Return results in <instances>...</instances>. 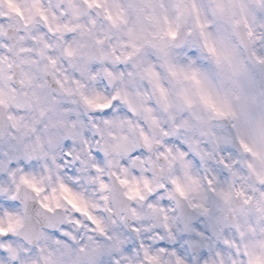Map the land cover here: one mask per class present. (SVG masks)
Masks as SVG:
<instances>
[{"label":"clouds","instance_id":"9594fccd","mask_svg":"<svg viewBox=\"0 0 264 264\" xmlns=\"http://www.w3.org/2000/svg\"><path fill=\"white\" fill-rule=\"evenodd\" d=\"M184 5L0 0V264H175L186 222L212 237L208 264H264V0ZM202 32L247 69L244 111ZM189 57L235 116L171 75Z\"/></svg>","mask_w":264,"mask_h":264},{"label":"snow or ice","instance_id":"6c2138e0","mask_svg":"<svg viewBox=\"0 0 264 264\" xmlns=\"http://www.w3.org/2000/svg\"><path fill=\"white\" fill-rule=\"evenodd\" d=\"M219 7V5H217ZM193 9H196L195 5H192ZM177 8L183 12L186 11V7L184 5V0H177ZM202 27V26H201ZM170 35L175 36L176 33L170 29L169 32ZM201 35L205 39V47L207 48V51L210 55L214 57V62L218 70L221 72L224 71L223 69V63L224 60H228L231 64V73L230 75L232 77H235V85L236 88L239 89L241 96L238 97V99L241 100L240 108L241 111H244L246 108L245 103V88H244V82L241 79L242 77H247L248 72L247 69L244 67V65L240 62L233 63L231 59L230 53L225 52L223 55L218 54L215 47L208 43L207 41V34L201 33ZM251 35V33H250ZM161 51L165 56H168V53L164 51L163 48H161ZM255 55V54H254ZM257 61L264 65V59H261L260 57H257ZM168 70L171 73L173 77L180 78L182 77L183 80H190L193 82L196 91L197 96L199 98V101L212 113L215 114L217 117H229V116H235L236 113L233 109V104L231 101V98L228 94H225L224 96H221L218 92H215L213 90V87L211 85V82L208 79V74L205 70H202L201 68L196 66V61L193 60L191 57H189V64L188 66L184 67H177L175 64H169ZM148 74L157 80V83L155 85L156 89L159 91L161 99L164 102L165 110L169 107L168 103V94L166 89L158 82L159 80V74L154 70V68L149 67L147 69ZM181 95L183 96L184 103L191 107L193 104L192 98L186 93V90L181 91ZM98 107H107V105H98ZM149 113H151V109H146ZM153 122H155V117H152ZM182 124L185 127L190 126L188 121H183ZM179 127V125L177 126ZM167 134V133H166ZM202 135H208L210 134L207 131H202ZM255 135L258 139H264V123L258 125L255 130ZM213 139L219 141H227L226 137H219L217 138L213 134ZM242 146L245 148L246 151H250L249 146L245 144L243 141H241ZM191 146V145H190ZM70 155V153H69ZM226 163V162H225ZM91 219V217H89ZM79 221H77V224ZM13 225L10 223L9 227H12ZM185 230L188 233V236L186 239L183 240V246L181 248L175 249L176 255V261L175 264H186V261L184 257L186 256L187 252L191 250L193 252V257L190 259V264H200V261L203 260L204 264H208V260L205 259L207 257L208 252L205 251V249L211 250V239L212 237L209 236L205 231H201L199 229H196L194 227H190L187 222L185 224ZM4 229L0 228V232H3ZM216 232L215 229H212V236H215ZM170 239L175 240V237L172 235V233H169ZM3 239H9V237L5 236ZM4 248H6L9 252H13V255H15L14 251L8 247V245H4ZM6 255V252L0 251V256ZM251 264H261V258L259 256H254Z\"/></svg>","mask_w":264,"mask_h":264}]
</instances>
